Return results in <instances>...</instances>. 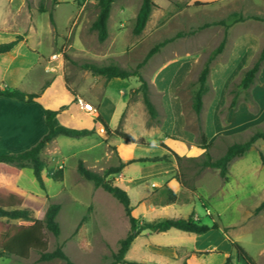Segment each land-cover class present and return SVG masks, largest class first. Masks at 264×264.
Segmentation results:
<instances>
[{
    "label": "rangeland",
    "instance_id": "rangeland-1",
    "mask_svg": "<svg viewBox=\"0 0 264 264\" xmlns=\"http://www.w3.org/2000/svg\"><path fill=\"white\" fill-rule=\"evenodd\" d=\"M140 1L118 0L112 5L107 23L108 37L102 43L97 40L96 32L89 30V24L98 11L97 0H58L56 5H52L50 0H0V24L28 31L33 26L40 33L42 52L46 57L49 54L53 56V66L64 72L71 93L79 95L85 92L86 87L96 93V88H91L96 78L82 68L83 64L116 62L134 69L155 44L170 39L138 69L149 84L151 101L158 112L157 122L145 127L148 133L154 134V143L166 145L181 157H186L190 144L197 145L199 133L197 119L191 109L197 76L209 53L222 40L225 29L211 23L223 20L227 26L226 43L222 53L211 63L208 92L203 97L200 115L202 131L210 138L207 142L212 143L210 155L216 159L223 154L227 144L244 140L254 127L264 129V64L251 90L254 104L241 101L236 109L227 108L231 83L238 80L243 67L249 65L264 46V22L254 19L236 22L231 15L264 17V0H152L155 8L144 30L135 36L132 28ZM40 4L46 12L38 11ZM50 12L55 22L54 29L50 25ZM206 24L208 26H204ZM247 42L251 52L249 59L242 63L235 57L237 45H246ZM135 81L132 78V82ZM169 86L175 87L171 94L166 91ZM110 98V95L106 96V100ZM86 99L94 100L90 95ZM136 102L143 106L140 94L129 101L132 104ZM178 114L184 119L185 136H192L190 141H183L178 135L175 137L163 130L164 127H176ZM136 133L149 138L142 126L136 127ZM185 136L182 138L186 139ZM76 151L79 149L63 150L64 180L47 178L45 191L39 188L32 171L24 170L21 186L42 196L25 192L24 204L34 210L39 220L49 203L61 205L57 216L59 237L56 239L45 231L48 251L58 244L74 264H109L112 253L118 249V241L126 236L130 225L114 198L100 189H95L93 194L92 183L77 174ZM259 153L264 158L262 140L256 141L243 156L232 160L226 182L220 179L216 170L209 168L196 175L195 168L185 162L178 171L185 189L192 185L197 192L195 208L202 224L221 228L230 242L238 244L255 264H264V208L256 212L264 201V164ZM42 158L49 173L53 165L49 167L48 158ZM112 161L113 157L107 164ZM186 193L180 197L181 201L188 196L189 192ZM205 209L210 213L208 217ZM85 214L88 216L85 223L88 249L82 250L74 231ZM211 218L214 219L213 224ZM231 249V263L243 264L237 260L232 245ZM37 258L38 254L32 252L28 259H0V264H65L61 260L38 262ZM143 258L146 254L129 252L125 256L127 261L137 263H143L140 261Z\"/></svg>",
    "mask_w": 264,
    "mask_h": 264
},
{
    "label": "crops",
    "instance_id": "crops-1",
    "mask_svg": "<svg viewBox=\"0 0 264 264\" xmlns=\"http://www.w3.org/2000/svg\"><path fill=\"white\" fill-rule=\"evenodd\" d=\"M48 31L50 34V29ZM17 37L21 40L12 50L0 55V91L17 89L38 96L33 102L0 96V153H18L36 144L47 131L44 120L45 110L55 111L57 112L56 118L61 125L78 130L93 129L94 132L82 138L58 136L50 142L42 152V157L48 158L50 163L48 166L53 165L49 175L57 167H65L63 152L65 148L67 150L79 149V152L74 153L76 166L81 161L86 168L96 172L123 163L125 165L121 172L113 177L114 183L128 194L132 215L140 224L163 219H187L188 217L202 224L195 208L197 192L189 193L182 201L164 202L161 194L164 187L177 197L188 192L176 178L178 166L173 157H170L168 161L131 163L138 159L161 157L168 153L160 146V143L152 141L154 134L147 132L145 127L147 112L144 106L137 102L129 103L130 92L138 87V81L135 78V83L132 82V78L105 80L102 77L93 76L96 79L91 84V88H96V93L86 87L82 95L77 92L72 94L66 84L64 72L53 66V56L49 54L46 57L42 52L40 33L33 26L28 31L8 24H0V45L15 41ZM242 45L243 43L237 45V56L235 57L243 63L249 59L251 46L248 42ZM249 65L247 64L243 69ZM166 91L171 94L175 91V87H170ZM88 92L90 94H87ZM88 95L94 100H87ZM107 95H110V100H106ZM81 102L89 104L92 111H85ZM97 117H101L112 130L118 127L122 119L123 132L135 138H143L145 142L153 144L138 146L124 143L114 135H108L102 124L95 122ZM176 117L178 118L176 127L174 129L164 127L163 130L175 137L178 135L177 137L183 141H190L192 136L190 138L185 136L183 117L181 114ZM138 125L144 128L149 138L136 133ZM184 136L186 139L182 138ZM206 139L210 141L207 136ZM203 152L198 144H190L186 157L199 158ZM112 157L111 164H107ZM26 169L29 168L19 172L18 187L26 193L42 197L21 186V174ZM63 180L64 178L59 181ZM94 190L93 187V194ZM46 196L48 195L43 197ZM209 214L205 209V216L208 217ZM211 222V224L214 223L213 218ZM206 226L210 230L202 235L176 229L158 234H151L147 230L142 231L132 242L127 254L129 252L137 255L146 254V258L140 260L144 264H182L184 261L186 264H224L226 259H231L230 239L221 228L214 229L210 225Z\"/></svg>",
    "mask_w": 264,
    "mask_h": 264
},
{
    "label": "trees",
    "instance_id": "trees-1",
    "mask_svg": "<svg viewBox=\"0 0 264 264\" xmlns=\"http://www.w3.org/2000/svg\"><path fill=\"white\" fill-rule=\"evenodd\" d=\"M28 1V0H25ZM118 0H97V14L89 24V30L96 32L97 40L102 43L108 37L107 23L110 16L112 5ZM58 0H50L52 5H56ZM155 4L152 0H141L135 17L132 28L133 35L137 36L144 30ZM38 11L40 13L46 12L42 4L39 5ZM238 21L246 19H254L264 22V17L252 16L242 17L236 13L231 15ZM224 26V33L220 43L209 53L205 59L201 70L197 76V88L193 93L191 109L194 112L198 123V137L197 144L204 152L201 157L190 158L181 157L175 151L166 145H161L168 152L161 157L143 158L133 162H160L168 161L173 157L178 167L182 163L188 164L195 168L196 175H199L202 170L209 168L216 170L221 180L226 182L228 175V168L232 160L243 156L248 152L254 143L258 140L264 141V129L254 127L250 134L244 140L231 142L226 145L223 154L213 159L210 155L212 143H208L205 134L202 131L201 112L203 109V97L208 92V76L210 73V66L214 59L220 55L224 49L227 38V26L223 20L214 21L211 25ZM50 25L54 29L55 22L50 12ZM208 26V24L204 25ZM21 40L17 37L15 41L0 45V55L6 54ZM170 39H165L160 43L155 44L145 55L144 59L138 63L134 69L125 68L116 62H109L103 64L85 63L82 68L88 70L94 77H102L105 80L111 78H135L138 81V87L130 92V99L140 94L141 102L147 112L148 120L147 126H151L157 122L158 112L151 101L150 88L148 82L138 72V69L147 62L155 53L159 51ZM264 64V46L256 54L250 65L246 67L240 74L237 81L232 82L228 89L229 103L228 109H236L238 104L242 102L254 104L251 90L257 82L258 73ZM0 96L26 102H33L37 98V94H27L17 89L2 90ZM44 120L46 126V134L29 149L18 153H0V259H28L32 252L38 254V262H49L52 260H61L65 264H74L64 253L60 245H56L52 251L47 250V241L45 239V231L50 233L54 238L60 235V226L57 221V216L60 212L61 205L59 203L51 202L47 205L41 220L36 218L33 209L27 207L25 203V192L17 185V178L20 170L29 168L42 191H45V181L47 178L59 181L65 176L66 169L61 167L48 175L46 170V163L42 158V152L46 146L52 142L56 137L63 136L67 138H82L91 135L94 130L87 129H72L61 125L57 118V112L45 110ZM95 122L102 124L104 130L108 135H114L122 140L124 143L150 146L153 143H147L143 138H135L132 135L125 133L121 129V120L118 127L114 130L110 129L102 120L97 117ZM261 162L264 164V158L259 153ZM125 164L120 163L116 167H108L101 172H96L86 168L81 161L78 162L75 171L85 181L92 183L95 189H101L114 198L122 207L125 216L129 222V230L126 236L118 241V249L112 253V261L109 264H143L137 262H130L125 259V255L131 247L134 239L142 232L149 231L151 234H158L166 232L170 229H176L183 232L202 235L207 233L210 228L193 220L192 217L187 219H163L153 223L142 222L141 224L132 215V207L128 194L122 188L114 183L113 177L121 172ZM176 178L180 184L185 187L180 180L179 171L176 173ZM187 188V187H186ZM189 193L194 192V187L191 185L187 188ZM161 194L165 203H175L180 201L170 190L165 187L161 190ZM49 199L48 196L45 197ZM264 208V201L260 203L256 212ZM91 208L89 207L88 210ZM88 221V216L85 214L75 228V235L78 238L79 246L82 250H87L88 245L85 238V223ZM19 223V224H18ZM25 223V224H20ZM212 228H215L212 226ZM233 250L236 252L237 260L243 264H255L253 259L236 243L231 242ZM182 264H186L184 261ZM224 264H232L231 260L226 259Z\"/></svg>",
    "mask_w": 264,
    "mask_h": 264
},
{
    "label": "built area",
    "instance_id": "built-area-1",
    "mask_svg": "<svg viewBox=\"0 0 264 264\" xmlns=\"http://www.w3.org/2000/svg\"><path fill=\"white\" fill-rule=\"evenodd\" d=\"M81 106H82V108L85 111H88V112H91L92 111V107L89 104H87V103L81 102Z\"/></svg>",
    "mask_w": 264,
    "mask_h": 264
}]
</instances>
